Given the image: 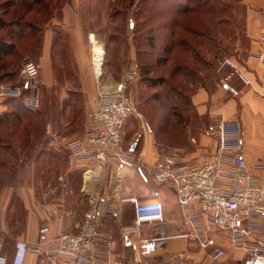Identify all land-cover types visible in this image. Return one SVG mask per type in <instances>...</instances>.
I'll use <instances>...</instances> for the list:
<instances>
[{
  "label": "crops",
  "instance_id": "1",
  "mask_svg": "<svg viewBox=\"0 0 264 264\" xmlns=\"http://www.w3.org/2000/svg\"><path fill=\"white\" fill-rule=\"evenodd\" d=\"M40 1L36 5L34 0H28L22 8L27 21L35 23L36 17L43 19L40 25L37 24L36 35L40 43L37 53L33 55L40 68L39 86L42 90L59 86L56 78V66H59L55 62L58 49L56 45L67 43L77 88L72 91L68 90L67 85H63L62 97L64 102L68 98V91L80 96L82 110L79 114L82 115V123L68 132L62 119L58 123L45 125L47 154L39 155L38 158H30L24 153L17 156L13 169L16 181L0 187V255L11 260L17 241L28 244L40 242V230L44 225L50 228L45 236L49 240L64 232L75 231L83 224L86 214L93 212L94 223L99 231L107 233L113 240L116 251L131 262L135 249L125 241L122 234L124 228L134 221V204L129 198L134 197L138 201L152 200L151 192L159 189L164 220L157 225L167 236L166 245L162 248L165 262L188 264L190 261L191 264L192 260L204 257L203 263L197 261L194 264H229L245 259L247 250L235 248L230 238L220 231H212L207 237L227 250L228 255L222 262L216 263L210 259L215 246L203 248L194 241L179 197L167 185L157 183L152 177L150 167L156 162L159 151L149 135L131 145V149L134 146L132 150L137 162L135 166L113 162L101 169L92 163L72 160L65 144L69 139L85 133L89 124L88 115L95 108L100 93L112 91L117 86L99 91L94 81L91 68L93 58L91 60L83 19L90 20L88 32L94 54L96 50H104L95 38L100 28L97 27L93 13L80 10L83 0L67 1L66 4L75 9H59L53 15L50 7H44L45 4L49 6L50 0ZM5 2L6 0H0V15ZM17 4L18 0L14 6L9 7V17L14 10H18ZM39 4H42L41 11L38 10ZM241 5L245 10L248 46L245 54L229 58L231 65L222 69V62L218 65V81L214 89L203 87L191 95V103L197 114L214 124L209 128L215 138L209 137L207 133L202 135L200 143L193 144L196 147L192 146L187 158L195 160L204 155V152L217 148V129L222 120L238 121L242 128L243 156L250 172L261 177L263 172L255 167L264 161V0H241ZM103 18L108 23L109 16L105 15ZM2 33L5 32L0 29V34ZM27 34L33 33L28 30ZM16 145H19V141ZM24 162L27 168L21 171L19 164ZM143 236L147 237L148 232L145 231ZM135 239L137 238H132L133 241ZM196 246L200 249L194 253L192 248ZM160 255L162 254L152 255L149 263L152 264L151 260ZM41 258H49L54 261L53 264H66L59 258L36 256L33 253L28 254L26 264H39Z\"/></svg>",
  "mask_w": 264,
  "mask_h": 264
},
{
  "label": "built area",
  "instance_id": "2",
  "mask_svg": "<svg viewBox=\"0 0 264 264\" xmlns=\"http://www.w3.org/2000/svg\"><path fill=\"white\" fill-rule=\"evenodd\" d=\"M227 65H231L229 59L222 61L220 69ZM93 66L99 78L102 69L99 74L94 57ZM20 75V85H0V98H18L27 89L30 94L23 97L25 106L39 108L40 68L32 57L22 60ZM134 109L127 80L112 91L101 92L88 115L85 133L65 144L72 160L101 169L113 162L135 166L134 152L124 142V128ZM217 133V148L195 160H189L180 149L157 144L159 155L150 172L157 183L167 185L179 197L194 241L203 248L215 246L210 254L212 262H222L228 255L226 249L207 237L212 231H220L235 248L248 252L245 259L229 264H264V161L255 167L263 176L253 175L242 153V128L238 121L222 120ZM151 196L153 199L147 201L129 198L134 204V221L122 234L135 249L131 262L116 251L111 237L99 231L93 212H88L77 230L52 240L45 238L49 226H42L40 242L17 241L12 259L0 255V264H26L29 253L59 258L66 264H150V257L167 240L157 225L164 220L161 191L155 189ZM145 231L147 237L143 236ZM134 237L137 239L133 241Z\"/></svg>",
  "mask_w": 264,
  "mask_h": 264
},
{
  "label": "rangeland",
  "instance_id": "3",
  "mask_svg": "<svg viewBox=\"0 0 264 264\" xmlns=\"http://www.w3.org/2000/svg\"><path fill=\"white\" fill-rule=\"evenodd\" d=\"M67 1L70 0H50V4H48L49 6L47 7H50L52 15L59 9L73 11L75 8L71 9L68 6L69 4H66ZM226 4H228V6ZM185 6H190V0H83V3L80 5V10L84 13H93L95 17L94 20L98 23L97 27L100 28V30L96 32L95 38L98 45L104 50L105 57L102 75L97 78L92 60L94 57V46L88 32L90 20L83 19L92 60V74L96 85H98L99 91H103L104 88H114L115 85L118 87L124 80H127L128 93L134 102L135 108L134 113L128 119L124 128V142L128 147H131L137 140H143L146 135H149L153 138L154 143L180 149L187 156L190 154V150L193 149V144L200 143L202 135H206L207 133V135H210L209 137L212 136L215 138V136L211 134L213 132H211L209 128L214 125L210 120H193L195 110L190 103V98L191 95L200 88L205 87L209 90L215 88L216 81H218V78L215 77V75L218 76L217 67L222 61L232 57H238L240 54H245V49L248 46V42H246V39L242 36V30L245 26V10L241 5V0H220L218 6H215L214 11L222 9L223 7L228 8L233 18V21L228 23L225 21L228 20V18L225 19L227 16L219 17L218 19L220 20L224 19V23H222L220 28H227L229 34L234 30V35L231 38L227 35L225 36L223 30L217 27L213 32L214 35L217 34L214 37L215 43H211L212 47L206 49L205 47H207V44L203 43L202 39H198L193 36V34H190V30H192V32L202 30L201 22H204V18L202 15L198 14L191 19V21L190 13L184 15L179 12ZM38 10H42L40 6ZM114 12H122V14L119 13L117 18L113 19L111 15ZM105 15L109 16L108 23H106V19L103 18ZM36 20V23L39 25L43 21L41 17H36ZM149 20H155L153 25H155L156 22L157 28H159L161 24L167 23L163 26V29L159 30L156 40L157 47L154 49L148 45L147 36L145 35L147 28H149ZM190 25L195 26L197 29H190ZM174 26L178 43H176L174 50L171 52L170 59L158 66H154L150 74H142L140 61L153 62L158 56L163 55V57H165L168 55L164 51L165 45L168 44L165 39L170 35V29ZM190 45L201 48L203 54H206L207 59H213L214 56L212 57V55L214 54L218 55V58H215V61H213L214 70L205 69L202 72L201 80L195 76H190V68L188 74L184 72L176 78L172 77L171 74L173 73L174 66L177 64L188 65L190 67V56H192L190 55ZM56 46L58 49L55 62L59 64V66H56V78L57 82H59V86L50 90H42L40 88V107L31 109L32 114L27 112L22 115V122L20 123L25 125L30 124L32 130L34 128L38 129L39 127L42 129L44 125H48L49 123L55 124L62 119L64 128L68 132V130H75L82 123V115L79 114V109L76 108V104L72 103L67 107L65 103L66 100L63 102L64 99L62 97V91L65 85L69 88L68 90L73 91L77 88L74 82V68L71 65L70 70H68L67 66L64 68L62 67L63 65L70 64V57L67 53L68 44H58ZM220 50L222 51L218 52ZM139 51H143L144 53L138 54ZM96 52H98V50H96ZM33 55L35 56V54L31 52L21 51L17 55H9L6 59L12 61L15 66H19L23 58L32 57L34 59L35 57ZM161 77L168 79V82L165 83H170V87H175V92H173L175 95H172L173 99L171 100L169 98L167 100V86L165 83L154 85L149 80V78L155 79ZM14 82L15 83H9L10 85H20L23 80L19 75ZM72 91H68V97H70L69 93ZM156 94L161 95V98L157 100V102L152 100ZM178 94H181V96ZM161 102H165L167 105L163 104L164 107ZM155 105L157 107H154ZM14 106V103L6 104V101L0 98V112H2V114L11 111ZM69 108H71V110H69ZM165 110L174 112V115L171 118L168 116L170 118V126L167 128L168 130L160 133L161 136L157 139L155 138L156 128L158 126L166 128V123L162 122L163 116V121L167 118V116L165 117L164 115ZM175 113H180L182 117L176 116ZM10 122L9 118L3 116L2 123L0 124V136L2 135L4 137L8 134V128L4 127V124ZM14 122L19 123V121ZM191 122L194 124H190ZM215 129H217V127H215ZM194 147H196V145ZM205 153L206 152L203 154ZM8 159L7 167H14L12 155H8ZM25 168L26 164H22L21 167L19 166V170L21 171ZM3 172V176L1 177L2 182L4 185H8L10 183L9 170L5 169ZM199 249L200 248L196 246L192 248V251L197 253ZM162 252L164 253L161 248L153 253V255H162L154 257L151 260V262H153L152 264H169L164 261L165 256ZM197 261L203 263L205 259L204 257L201 260L196 258L192 260L191 264ZM53 263L54 261L49 258H41L39 262V264ZM188 264H190V261Z\"/></svg>",
  "mask_w": 264,
  "mask_h": 264
},
{
  "label": "trees",
  "instance_id": "4",
  "mask_svg": "<svg viewBox=\"0 0 264 264\" xmlns=\"http://www.w3.org/2000/svg\"><path fill=\"white\" fill-rule=\"evenodd\" d=\"M40 1V0H39ZM38 0H34V3L37 5V3H40ZM166 1V0H165ZM171 1V0H168ZM220 0H190V6H185L181 9L182 14L187 15L190 13V20L196 17L198 14L202 15L204 18V22H201L202 26L200 31H194L190 30V34H193V36L197 37L198 39H202L203 43L207 44V47H212L211 43L214 42V37L217 35H214V31L224 23V19L220 20L218 19L219 17L227 16L225 19L228 18V20H225L226 22L233 21V18L231 17V12L228 8L223 7L222 9L215 10V6H218ZM240 1V0H239ZM16 0H6L5 4H3V9H2V15H0V29H2L5 33L0 34V85L4 84H10L9 82H13L18 78L20 75L21 71V63L19 66H15L12 61H8L6 58L9 55L15 54L17 55L21 51H27L28 53L36 54L38 51L39 47V38L37 37L36 33L38 31L37 27V20L35 19V23H32L30 21L26 20L25 13L22 12L23 6H26L28 3V0H18V10H14L12 14L9 15V7L11 5H15ZM229 4V3H228ZM228 4H226L228 6ZM222 5V4H221ZM8 6V8H6ZM40 9H42V4H39ZM1 7V6H0ZM44 7L47 8V4L44 5ZM41 11V10H40ZM122 14V12H114L111 17L117 18L118 14ZM153 17V16H152ZM155 20H149V28H147L146 36H147V41L148 45L154 49L157 47L156 45V40L158 37V32L159 30L163 29V26H165L167 23H164L163 25L161 24L159 28H157V24L155 22V25H153ZM192 21V20H191ZM218 21V22H217ZM123 24V23H122ZM200 24V23H199ZM196 25V24H195ZM124 28L123 26H121ZM199 27V26H198ZM190 29L196 30L197 28L193 25H190ZM223 30L224 35L229 36L230 38L234 35V30L230 32V34L227 32V28H220ZM31 30V34H27V31ZM170 35L167 36L165 39L168 44L165 45L164 51L168 54L167 56L163 57L158 56V58L155 59L153 62H143L140 61V69H142V74H150L151 70L154 66H158L159 64L164 63L165 61L169 60L171 52L174 50L176 43H178V39L176 38V30L175 26L170 29ZM242 36L244 39L247 38L245 35V26L244 29L242 30ZM58 39L56 38V43ZM138 45V44H137ZM210 45V46H209ZM205 49V50H206ZM222 50L218 51L221 52ZM216 52V51H214ZM143 54V51H139L138 54ZM147 53V52H146ZM190 67L187 65H176L174 66L173 73L171 74L172 77H177L182 75L181 73H186L188 74L189 68H190V76L192 75L193 77L199 78L201 80L202 77V72L207 69V70H214V63L215 58H218V55L214 54V60L207 59L206 54H203V50L201 48H198L196 46H191L190 45ZM24 59V58H23ZM22 59V60H23ZM184 64V63H182ZM68 67V70H70V64L64 65V67ZM63 67V68H64ZM218 69V67H217ZM144 70V71H143ZM207 72V71H206ZM68 74V73H67ZM72 75V73H71ZM21 76V75H20ZM216 78H218L217 75H215ZM151 83L154 85L156 84H164L165 82H168L165 77L161 78H149ZM167 86V100L168 98L171 100L173 99L172 95H175L173 92H175V87H170V83H165ZM204 86V85H203ZM30 92L27 89H24L23 95L18 98H6L3 99L6 101V104L14 103L15 106L11 111L5 112L2 114L0 112V124L2 123V118L5 116L6 118L10 119V123L4 124V127L8 128V134L6 136H0V187L4 185L2 182V176H3V170H9L10 173V182H15L16 180L13 178L14 176V167L16 166V158L19 156L21 153H24L25 155H28L30 158H36L39 155H42L44 153L47 154L48 148H47V142H46V136L44 132V126L42 129L39 127L38 129L32 130V126L30 124H23L20 123L22 122V115L25 113H31L32 111L30 108L26 107L24 104L23 97L26 95H29ZM181 96V94H178ZM68 99H66L65 103L67 107L71 105L72 103L76 104V108L79 109V113H81L82 110V99L80 96H77L74 92L69 93ZM161 98L160 94H156L154 98H152L153 101L157 102ZM191 103V99H190ZM79 104V106H78ZM162 106L163 104L167 105L165 102H161ZM192 105V103H191ZM154 107H157L156 105ZM165 107V106H164ZM194 108V106L192 105ZM195 110V108H194ZM165 117L167 116L166 120L163 121L164 116L162 118V122L166 123V128H161V126H158L155 131V138H159L161 135L160 133L165 132L169 128V122L170 118L174 115V112H171L170 110H165L164 112ZM176 116H179L180 118L182 117L180 113H175ZM170 118H169V117ZM192 119V118H191ZM199 119H206L200 117L196 110L194 111L193 115V120L198 121ZM14 121H19V123H16ZM194 124V123H190ZM1 127V126H0ZM201 127V126H200ZM33 137V138H32ZM19 141V145H16V142ZM10 153V154H9ZM8 155H12V163H14V167L8 168ZM38 158V157H37ZM22 164L20 163L19 166L21 167ZM27 168V164H26ZM23 169V171L26 170Z\"/></svg>",
  "mask_w": 264,
  "mask_h": 264
},
{
  "label": "bare ground",
  "instance_id": "5",
  "mask_svg": "<svg viewBox=\"0 0 264 264\" xmlns=\"http://www.w3.org/2000/svg\"><path fill=\"white\" fill-rule=\"evenodd\" d=\"M104 57H105V53L102 50H98V52H95V54H94V58L96 61V66H97V70H98L99 74H100V71L102 69L101 67H102V64L104 62Z\"/></svg>",
  "mask_w": 264,
  "mask_h": 264
},
{
  "label": "water",
  "instance_id": "6",
  "mask_svg": "<svg viewBox=\"0 0 264 264\" xmlns=\"http://www.w3.org/2000/svg\"><path fill=\"white\" fill-rule=\"evenodd\" d=\"M132 149H134V146H133V148Z\"/></svg>",
  "mask_w": 264,
  "mask_h": 264
}]
</instances>
